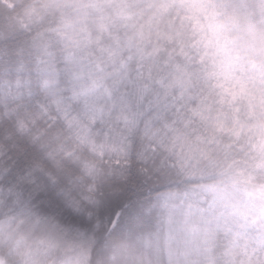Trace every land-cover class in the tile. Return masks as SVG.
I'll use <instances>...</instances> for the list:
<instances>
[{
	"label": "snow or ice",
	"instance_id": "obj_1",
	"mask_svg": "<svg viewBox=\"0 0 264 264\" xmlns=\"http://www.w3.org/2000/svg\"><path fill=\"white\" fill-rule=\"evenodd\" d=\"M0 264H264V0H0Z\"/></svg>",
	"mask_w": 264,
	"mask_h": 264
}]
</instances>
